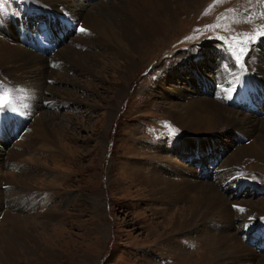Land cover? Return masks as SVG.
I'll return each mask as SVG.
<instances>
[{"label": "rangeland", "instance_id": "1", "mask_svg": "<svg viewBox=\"0 0 264 264\" xmlns=\"http://www.w3.org/2000/svg\"><path fill=\"white\" fill-rule=\"evenodd\" d=\"M64 2L52 6L32 0H0V30H5L9 39L15 33L16 20L18 35L40 38L45 50L38 52L36 48L34 52L45 55L58 46L62 49L72 45L74 38L69 43L67 38L77 33L76 26L73 30L59 14L68 9L81 12V3L85 7L89 3L111 4L109 0ZM140 3L147 8L140 23L148 26L151 18H157L158 26L164 29L168 15L153 17L147 0ZM174 3L167 0L166 5L177 6ZM192 7L188 13L179 9L161 40L154 37L142 52L133 55L136 66L110 47L82 50L88 52L80 64L83 67L61 59L57 53L60 67L47 82L52 88L46 91L47 99L54 102L44 103L47 110L25 109L13 103L9 78L0 69V95L7 92V99L14 104L11 110L0 111V159L8 157L10 151L24 153L19 159L14 154L13 168L0 169V264H182L181 259L189 253L195 260L205 245L199 232L190 229L170 240L163 238L173 232L171 218L186 217L187 200L181 199L175 206L169 200L151 199L136 168L149 175L156 170L155 164H171L170 159L174 168L180 162L187 167L197 163L198 181L217 184L233 201L230 203L241 208L235 210L234 214L241 216L234 218L231 228L243 241L244 256L250 264L264 263V236L255 227L264 226V163L249 167L243 176L242 171L233 178L222 176L225 163L234 160L238 146L254 139L250 140L239 126L220 133L218 127L198 132L177 119V115L186 112V97L216 98L220 92L218 97L226 108L233 107L262 126L264 100L258 105L261 99L257 92L263 95L264 78L253 72L258 78L245 74L255 64L252 59L257 52L264 55V37L260 35L264 32V0H200ZM112 14L118 19L124 17L121 13ZM132 14L129 12L128 18ZM76 23L78 28L89 29L83 19ZM138 25L137 21L127 22L129 30H133L128 33L139 34ZM29 43L28 47L35 46L34 41ZM18 64L21 62L14 65ZM69 64L74 65L72 71L66 69ZM10 65L13 63L5 64ZM224 68H232L231 78L236 79L219 86ZM238 71L244 73L237 78ZM30 72L27 69L24 75L34 74ZM233 82L235 89L228 95L226 89ZM245 85H249L245 88L248 101L258 105L256 111L240 102ZM27 110L44 113L48 125L46 141L38 137L40 124L34 123L41 113L23 118L17 115H24ZM225 122L223 119L219 127ZM5 179L13 181L11 192L1 191L7 190ZM14 213L22 215L17 224L22 228H13ZM249 213L256 215L252 221L261 224L254 223L248 229L244 217ZM201 226L211 234L208 223ZM257 235L253 244L245 241L244 237L250 242Z\"/></svg>", "mask_w": 264, "mask_h": 264}, {"label": "bare ground", "instance_id": "2", "mask_svg": "<svg viewBox=\"0 0 264 264\" xmlns=\"http://www.w3.org/2000/svg\"><path fill=\"white\" fill-rule=\"evenodd\" d=\"M35 1L40 3H49L52 6H56L55 2L59 4H65L64 0H32L33 3ZM173 1L175 2L174 4H177V6L171 7V5H166L167 0H147L146 3L149 9H153V17H158L159 15L162 16L164 14L168 15L167 19L165 18L166 24L164 29L160 28V25L158 26L157 18H151L148 26H144L140 23V20L146 13L147 9L146 6H143L140 3V0H109V3H111L109 5H104L103 2L99 4L89 3L86 7L81 3V12L68 9L64 14H59V16L64 17L68 21H66L68 26H73V30L76 26L75 31L77 33L75 37H73V33H71L72 37L67 38L68 43L71 42V40L74 38L72 43L75 47L72 46L73 44L71 45L67 43L68 45L65 44L66 46L64 48L60 49V46H58V49L53 51V53H44L45 55L36 54L34 52V49L38 48L39 46L38 38H33V34L31 35V38L29 37L30 34L26 33L22 34L21 36L18 35V22L14 19L15 33L17 36L12 32L11 37H9L8 39L4 35L6 31L0 30V69L4 71L5 77L9 78L12 102L17 104L18 106H21L22 108L32 110L35 108H37L38 110H41V108H43V110H47L44 109V103H46V105H53L54 101L47 99L46 91L52 88L51 86H48L50 84L47 85V82H50L51 76L55 74L57 69L60 67V59L56 57L57 53H59V57H62L61 59L68 60L70 61V63H73L76 66L83 67L80 64L81 62L84 63L85 57L87 56L86 54L88 53H84V50L97 49V51H100V48L110 47L112 50L118 53L117 55L121 56L124 59L132 61L130 63L131 66H136V59L133 55H135L136 52H142L144 47L154 37H158L161 40V36L164 34L167 26L170 27L173 21H175L176 17L178 16L179 9H181L184 13H188L191 8H193L192 6H194L200 0ZM129 12L133 13L132 18H128ZM112 13H121L124 15V17L123 19L121 17L118 19ZM164 17L166 16L164 15ZM81 19H83L84 23L89 27V29L79 31V29L83 27L78 28V24L76 23V21L79 22ZM130 21L138 22L139 25L137 29L139 31V34L135 32L133 34L128 33L129 31L133 32V30L131 31L127 27V22ZM31 41H34L35 43V46L33 48L28 47L31 46L29 45V42ZM18 42H20L21 45H19ZM110 43L114 44L113 47H111ZM76 48H79L81 51H77ZM50 54L52 56H50ZM90 54L95 55V53L91 52ZM46 57L52 58L49 60L47 59L49 61L47 62V60L45 59ZM257 57H259V59ZM188 58L189 57H187L186 60ZM191 60L194 61L193 59ZM252 61L255 64L248 68V70L250 71L247 70V73L245 75H249V73L251 74L253 72L261 75L264 78V55L261 52H257V56L255 55ZM8 62L13 63V65L5 66V64H7ZM19 62H21V64H18L20 66L16 67L14 64H17ZM62 65L64 66V63ZM74 65L69 64L66 69L72 71V67ZM31 67L35 69H31ZM27 69H30V71L34 74L30 72L31 74L24 75V71L26 72ZM166 73L167 71H165L164 74ZM243 73L244 72L241 71L236 72V74L238 75L237 78L239 76L241 77ZM253 73L249 76L253 77ZM231 74L232 68H224V70L220 73V76L223 80H221L222 84L220 83L219 86H223L224 82L228 81L229 83H231L232 81H234L236 78L235 76L231 78ZM254 76L258 78L257 75ZM59 81L62 80L60 79ZM67 82L69 83V81ZM163 88L166 89L164 86ZM219 89L221 88L219 87ZM234 89L235 82H233V84H231L228 89H226L228 90V95H231ZM67 92H69V94H72L70 90H67ZM218 93L216 98H212L210 96L194 98L193 95H190V97H186V99L188 98V101H186V112L183 115H177V119L186 126L189 125L190 127L194 128L198 132L218 127L217 129H220V133L223 129L234 127L236 130L237 126H239V128H242L241 130L244 131L245 135L249 137L250 140L254 139L248 145H241L240 147L238 146V148L234 151V160L225 163L226 166L223 170L224 172L223 174H221L223 177L225 175V177L229 179L230 177H236L237 175L234 176V174L240 171L243 172V174H241V176H243L246 173V169L248 171L249 167H260V164L264 163V120L262 121V126H260L255 121V119L251 118L248 115H243L235 108L233 109L232 107L229 110L228 108H226L227 105L223 103V100L218 97L220 96L218 95ZM227 98L229 97L227 96ZM248 100H250V98H248ZM47 101H50L52 103H47ZM12 102L11 106L14 105ZM33 105L34 107L32 108L31 106ZM38 113L41 112L27 110L24 115H22L21 112H19V114L17 115L23 118L24 116L30 115L37 116ZM46 119L47 118L42 112L34 122L42 125H39V131L37 132V134L38 137L43 138V141H46V139L48 138V125L46 124ZM223 119L226 122L224 123V125L219 127V123ZM0 143L2 142L0 141ZM14 154H17V156H15L17 157V159H19V157L24 153H20L19 151H10L8 153V157H3L4 160L0 159L1 170H3V168L7 169L10 167L13 168L15 166L14 162L16 160V157L14 156ZM170 161L171 164H166V162L169 161L159 162V166L158 164H155L153 168H156V170H153L152 173L148 172L150 176L146 174L144 169L142 170L138 167L136 168L137 171L142 175V183L144 182V185L147 186L146 188L149 190L151 199H161L165 201L169 200L170 204L173 203L175 204V206L179 205L177 203H180L181 199L187 200L188 202L186 207V217L178 220V217L175 215V213L172 214L175 215L173 218H171L173 223V232H171V234L167 233V235H164L163 238L166 240H170L174 238L176 234L192 229L195 233L199 232L198 235L204 239L203 241L205 242V245L202 247V250H200L202 252V255L197 254L198 256L194 260L192 255L189 253L188 257L183 256V258L181 259V263L185 264L186 262H189L192 264L194 262L195 264H225L226 262L231 261L230 264H250V260L246 259V256H244L245 250L243 249L242 245L243 241L239 238L238 233H234L231 228V226L234 224V218H240L241 216L239 214H234V212L236 209L241 208L233 207L234 203L233 205L230 203L233 201L224 192H222V190L220 191V189L216 186L217 184L213 185L211 183L198 181L199 176L195 170V168L198 167L197 163H191L194 164L195 167H187L180 162V165L174 168L171 159ZM218 168L219 167H217V169ZM8 175H12L13 177L16 174L9 173ZM17 176L19 177L20 173H18ZM225 177L224 179H226ZM26 178L27 177H24L25 180ZM3 181L5 182L4 185L7 190L1 191L5 193H8L9 191L11 192L13 190L12 186H14L13 181H10L8 179H5ZM220 181H222V179H220ZM19 189L21 190V192H26L24 188ZM174 201L177 202L174 203ZM243 203L245 204V202ZM22 209L25 210V207H22ZM6 213H8V211ZM261 213L263 214L262 217H264V212ZM14 214V219L11 218V220L13 219L11 221V224L15 225L13 226V228H22L19 225L17 226L18 223L20 224V220L18 218L22 217V215L20 213ZM252 216L255 217L256 215L254 213H249L244 217L247 228H250L254 223L261 224L258 220L252 221ZM26 217L27 220H33L28 216ZM262 217L261 221L264 222ZM33 221H29V223L33 224ZM22 223L24 222L22 221ZM206 223L211 226H208V228H210L209 231L211 234H207L208 232L206 233L201 226V224L205 225ZM43 224L45 225L47 224V222H43ZM224 224H226L225 226L229 227H223ZM247 246H245L246 250L249 247ZM200 251H198V253Z\"/></svg>", "mask_w": 264, "mask_h": 264}, {"label": "snow or ice", "instance_id": "3", "mask_svg": "<svg viewBox=\"0 0 264 264\" xmlns=\"http://www.w3.org/2000/svg\"><path fill=\"white\" fill-rule=\"evenodd\" d=\"M264 15V14H262ZM218 26V25H217ZM85 29L80 28L79 31H84ZM260 35L264 37V32H260ZM254 39V37H252ZM8 93L4 92L0 95V111L11 110V101L7 99ZM233 207H236L235 205Z\"/></svg>", "mask_w": 264, "mask_h": 264}]
</instances>
